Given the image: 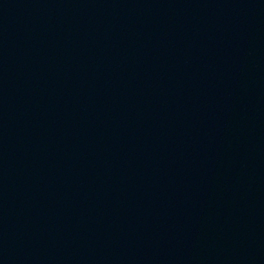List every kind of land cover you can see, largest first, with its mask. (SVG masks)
<instances>
[{
    "label": "water",
    "instance_id": "obj_1",
    "mask_svg": "<svg viewBox=\"0 0 264 264\" xmlns=\"http://www.w3.org/2000/svg\"><path fill=\"white\" fill-rule=\"evenodd\" d=\"M0 264H264V0H0Z\"/></svg>",
    "mask_w": 264,
    "mask_h": 264
}]
</instances>
